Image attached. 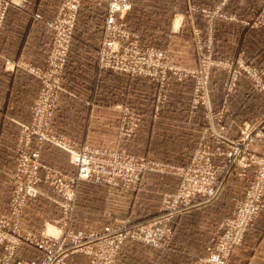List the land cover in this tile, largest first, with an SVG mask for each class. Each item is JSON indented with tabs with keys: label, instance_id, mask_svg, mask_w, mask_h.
<instances>
[{
	"label": "rangeland",
	"instance_id": "rangeland-1",
	"mask_svg": "<svg viewBox=\"0 0 264 264\" xmlns=\"http://www.w3.org/2000/svg\"><path fill=\"white\" fill-rule=\"evenodd\" d=\"M85 1L81 2L79 9ZM92 2L102 5L105 10L99 46L95 56L96 66L98 70L122 77L126 92L123 104L118 103L117 106H110L112 111L107 118L110 123L112 122L114 129L108 132L109 141L98 143L80 141L69 136L68 132L53 127V114L59 97L66 95L69 91L64 86L65 63L59 72L52 66L48 67L45 62L44 68L38 70L45 77H49L45 88H47L46 91L49 90V96L50 93L52 94L53 104L49 112L42 109L41 120L34 118L33 105L41 89L39 81L37 95L29 109V120L18 126L17 139L13 148L15 159L13 170L16 167L17 157L38 153L41 161L44 149H55L62 154L63 158L64 156L69 158L73 168L72 174L62 170L60 172L67 178L75 177L77 167L73 164V157L52 143V140H57L62 147L78 152V154L83 150L94 151V169L105 174V181L110 182L113 178H117L120 187H113L105 182L95 183L93 180H77L69 201L63 190L58 194V200L41 190L46 196H39L26 202L18 227L20 235L39 237L46 234L57 237L67 229L72 232L75 231L74 228L80 230L81 228L73 227L72 224L73 205L79 182H90L114 190L134 192L140 188L139 186L146 178L151 176L150 182L157 181V183L171 186L172 190L160 194L156 214L137 222V224L146 225L153 220H159L160 216H164L159 211L161 201L164 195H174L177 192L180 184L178 171L185 169L193 156H201V153H206L210 157V154L214 153L213 164L218 168L224 166L222 163L224 156L234 149H237L243 156L252 155L264 160V156L255 153L260 149L264 151V116L262 115L263 118L258 121L244 120L237 124L229 110V103L237 90L246 91L247 89L248 92L258 96L264 104V66L254 60L252 55L254 49L258 47L256 44L264 42V0H198L194 5L188 4L187 15H183L185 18L180 21L177 18L174 20V30L181 27L184 33L176 43L174 37L172 46L168 45V39L171 37L167 39V43L160 39L149 42L146 39L143 40L145 37L141 38L138 34L128 30L123 21L128 11L121 16L116 15L114 24L105 29L107 2L101 0ZM62 4L61 0L59 6ZM200 5L202 6L200 7ZM79 9L75 16L69 45L77 24ZM63 27L65 25L61 24V28ZM261 38L263 41H260ZM104 39L113 42L103 52L104 63L111 65L109 68H101L98 63V53ZM113 62L115 64L112 65ZM112 88L110 87V89ZM54 92L56 93L55 97ZM204 93H206V101L201 98ZM184 97L186 98L184 99ZM213 99H216L217 103L219 102L216 107L213 105ZM234 100L237 101L235 97L233 102ZM169 106L178 112L184 109L186 112L184 116L187 117V120H182L177 127L166 121L158 122L160 123L157 124L158 129L152 132L155 140L151 141L150 145L141 146L145 135L139 130L145 113L143 111L150 110V116L156 119V122L159 120L162 110ZM207 106L210 109L209 113L206 111ZM247 117L250 118V116ZM229 143H234V146H230ZM44 166L49 169H57L45 164ZM237 167L239 166L230 170L217 199L207 202L216 203L211 207L212 210L207 218L213 219L212 216H214L219 220V224L232 213L256 175V166L254 165L244 171V176L238 175ZM248 170L251 172V175L248 176L250 178H247ZM224 171L225 169L222 170V173ZM41 175H43V171H41ZM233 176H235L234 182L227 185ZM6 179L9 180L8 175H6ZM244 181H246L245 188L241 194H238L232 186H237L236 182ZM7 185L6 211L0 212V216L7 213L10 199L9 181ZM47 188L57 195L50 187L47 186ZM46 197L55 200L58 205ZM35 200H43L39 202V208H42L41 204L44 201L56 205L59 209V216L50 222H41L42 225L36 221L28 220L27 213L30 215L33 213L35 218L41 216V212L35 214V211L31 210L32 206L36 207ZM66 208L70 210H65ZM118 221H128V219L127 217L114 218L112 222ZM64 224L66 226L63 229ZM104 227L89 228L82 233L97 235ZM21 245L24 246L18 249L16 258L27 259L35 253L27 244L22 242ZM122 246L130 247L129 249L137 251L138 254H147L149 247L164 248L166 244L161 243V246L154 247L148 242L140 240L126 241ZM122 246H120L113 264L118 262L119 254L122 248L124 249ZM88 262L87 256L82 253L72 254L67 258V264H88Z\"/></svg>",
	"mask_w": 264,
	"mask_h": 264
},
{
	"label": "crops",
	"instance_id": "crops-1",
	"mask_svg": "<svg viewBox=\"0 0 264 264\" xmlns=\"http://www.w3.org/2000/svg\"><path fill=\"white\" fill-rule=\"evenodd\" d=\"M196 1L198 0H129V10L123 21L128 30L141 38L145 37L143 40L154 42L160 39L167 43V39L171 37L168 45L172 46L174 37L176 43L184 33L181 27L174 30V20L185 18L188 4L194 5ZM12 2L5 13L0 31V212L6 211V175L14 168L13 148L18 126L28 122L29 109L39 88L38 79L27 73L25 67L44 68L51 40L47 23L54 19L61 0ZM14 2H21L23 8L16 7ZM104 11L102 5L90 0H86L78 11L77 24L65 62L64 86L69 92L60 95L53 114L54 128L68 132L76 140L90 143L109 141L108 132L114 129L107 118L112 111L110 106L123 104L126 94L123 78L98 70L95 63ZM256 45L258 47L252 52L253 58L264 66V42ZM237 91L229 103L235 122L239 124L244 120L262 119L263 101L247 89ZM234 97L237 101L233 102ZM215 100L213 99L214 107L219 103L218 98ZM181 103L185 106L182 101ZM171 106L162 110L156 122V119L151 118L150 110L143 111L145 113L139 130L145 135L141 146L150 145L155 140L152 132L158 129V122L166 121L177 127L182 120H187L184 109L179 113ZM257 151L256 154L264 156L262 149ZM40 159L45 165L56 167L68 174L73 173L69 158H63L55 149H44ZM250 175L248 170L247 178ZM149 178L134 192L79 182L73 205V227L77 226L81 228V232H85L93 227L114 225V218L127 217L130 223L137 224L138 220L154 216L160 194L172 189L164 183L150 182ZM233 178L235 176L227 185L234 182ZM236 185L232 187L241 194L246 181L236 182ZM38 188L59 199V195L53 194L47 186L40 184ZM40 201L43 200H35L36 207H31L35 214L41 212L40 218H35L33 213H27L28 220L42 225L41 222H50L59 216L56 205L44 201L42 208H39ZM215 204H201L168 217L166 221L172 233L164 248L149 247L147 254H138L137 251L129 249L130 247L122 246L124 249L122 248L116 264H192L201 259L206 255L217 232L219 220L214 216L213 219L207 218ZM74 230L80 231L75 228ZM226 264H264V211L253 218L242 243L233 251Z\"/></svg>",
	"mask_w": 264,
	"mask_h": 264
},
{
	"label": "built area",
	"instance_id": "built-area-1",
	"mask_svg": "<svg viewBox=\"0 0 264 264\" xmlns=\"http://www.w3.org/2000/svg\"><path fill=\"white\" fill-rule=\"evenodd\" d=\"M62 1L63 4L59 6L54 19L47 23L51 32V40L46 56V65L52 66L59 72L64 66L75 16L83 0ZM101 1L107 2L105 29L114 24L116 15L121 16L129 10V0ZM12 3V0H0V31L5 13ZM14 5L23 8L19 2H14ZM35 18L38 19L37 16ZM61 24H64L65 27L61 28ZM112 43L109 39H104L101 43L98 53V63L101 68L111 66L104 63L103 52ZM25 71L37 78L41 84V89L33 105L34 118L41 120L42 109L49 112L53 104L52 94L50 93L49 96V90L46 91L47 88H45L49 77H45L38 69L25 67ZM53 94L55 97L56 93ZM201 98L206 101V93ZM206 111L210 112L208 106ZM52 141L55 146L65 150L73 157V164L77 167L75 177L67 178L60 170L45 167L39 160L38 153L16 158L15 169L7 174L10 183L7 213L0 216V264H67V258L75 253L86 255L89 260L88 264H113L120 246L126 241L141 240L154 247L161 246V243L167 244L172 233L166 221L168 217L216 200L230 170L236 166H239L237 167L239 176H244V171L248 167L256 166L254 180L230 216L223 219L218 225L216 235L207 248L205 257L192 264H226L232 252L242 243L244 234L250 227L253 218L264 211V160L252 155L243 156L237 149H234L224 156L222 168L213 164L214 153L210 154V157L206 153H201L203 156H193L188 166L178 171L180 184L177 192L174 195H164L159 209L164 216H160L159 220H153L146 225L118 221L113 226H105L97 235L84 234L81 231L72 232L67 228L57 237L46 234L39 237L20 235L18 227L26 202L45 195L38 189L39 184L47 185L57 194L63 190L68 201L72 198L73 186L77 180H93L95 183L105 182L113 187H120L117 178H113L110 182L105 181V174L94 169V151L86 149L87 151L83 150L78 154V152L62 147L57 140ZM229 145L234 146V143H229ZM215 150L218 152L217 149ZM224 169L225 171L222 173ZM40 170L43 171V175L40 174ZM46 198L58 205L55 200ZM65 210L70 209L66 208ZM65 226L66 224L63 229ZM22 242L35 252L27 259L16 258L18 249L24 246L21 245Z\"/></svg>",
	"mask_w": 264,
	"mask_h": 264
}]
</instances>
